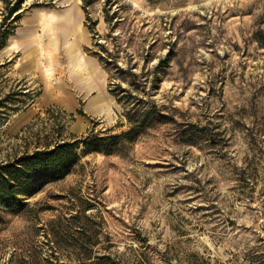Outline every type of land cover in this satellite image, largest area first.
<instances>
[{
	"label": "rangeland",
	"instance_id": "rangeland-1",
	"mask_svg": "<svg viewBox=\"0 0 264 264\" xmlns=\"http://www.w3.org/2000/svg\"><path fill=\"white\" fill-rule=\"evenodd\" d=\"M17 1L0 0V163L80 149L64 178L0 209V264H264V0H80L111 118L98 94L69 101L62 47L60 92L3 50L64 3Z\"/></svg>",
	"mask_w": 264,
	"mask_h": 264
},
{
	"label": "bare ground",
	"instance_id": "bare-ground-1",
	"mask_svg": "<svg viewBox=\"0 0 264 264\" xmlns=\"http://www.w3.org/2000/svg\"><path fill=\"white\" fill-rule=\"evenodd\" d=\"M33 0H27L29 6ZM64 1L63 8L37 10L24 20V28L19 30L9 44L3 49L7 52H19V61H27L30 68L39 71L44 79L47 90H61L57 77L59 68L56 66L55 51L63 48L66 59L67 77L74 83L96 89L100 103L92 105L94 111L105 112L111 118L112 106H116L106 93V74L97 61L89 57L83 48L89 42L88 33L83 27V14L79 8L80 0ZM47 47V48H46ZM47 49V63L39 61V56ZM21 65V64H18ZM60 92V91H59ZM103 102V103H102Z\"/></svg>",
	"mask_w": 264,
	"mask_h": 264
},
{
	"label": "trees",
	"instance_id": "trees-1",
	"mask_svg": "<svg viewBox=\"0 0 264 264\" xmlns=\"http://www.w3.org/2000/svg\"><path fill=\"white\" fill-rule=\"evenodd\" d=\"M22 3L18 0L14 9H20ZM4 103L0 101V107ZM106 142V138H98L92 143ZM79 149V141L57 143L52 149L36 150L0 163V209L24 206V197L34 196L45 185L64 178L77 164ZM109 259L101 258L93 264H111Z\"/></svg>",
	"mask_w": 264,
	"mask_h": 264
},
{
	"label": "crops",
	"instance_id": "crops-1",
	"mask_svg": "<svg viewBox=\"0 0 264 264\" xmlns=\"http://www.w3.org/2000/svg\"><path fill=\"white\" fill-rule=\"evenodd\" d=\"M24 23L23 25H21V27L19 28V30L24 28ZM98 63V62H97ZM99 67L100 64L98 63ZM101 68V67H100ZM71 89L74 90V97L73 99L69 100L71 103H76L77 102V96H81V95H94L96 96L98 94L96 89H92V88H87L86 85H79V86H75L74 84L70 86ZM105 90H106V85H105ZM78 103V102H77ZM73 105V104H72ZM73 108L75 109V106H73Z\"/></svg>",
	"mask_w": 264,
	"mask_h": 264
}]
</instances>
